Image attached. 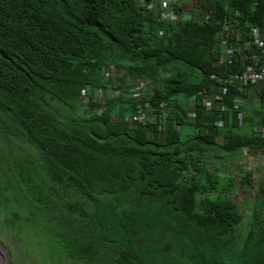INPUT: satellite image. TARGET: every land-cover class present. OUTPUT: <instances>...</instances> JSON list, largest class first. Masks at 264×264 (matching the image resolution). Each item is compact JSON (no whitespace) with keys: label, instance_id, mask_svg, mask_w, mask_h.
I'll list each match as a JSON object with an SVG mask.
<instances>
[{"label":"trees","instance_id":"1","mask_svg":"<svg viewBox=\"0 0 264 264\" xmlns=\"http://www.w3.org/2000/svg\"><path fill=\"white\" fill-rule=\"evenodd\" d=\"M182 1L208 18L162 21L137 0H0V233L31 250L25 262L264 264V184L248 206L231 167L243 147L264 153V86L226 81L215 98L210 79L240 69L252 30L264 35V0ZM234 9L243 46L216 63ZM110 63L125 78L119 97L87 116L77 96L104 84ZM140 78V98L165 101L169 118L128 120Z\"/></svg>","mask_w":264,"mask_h":264},{"label":"clouds","instance_id":"2","mask_svg":"<svg viewBox=\"0 0 264 264\" xmlns=\"http://www.w3.org/2000/svg\"><path fill=\"white\" fill-rule=\"evenodd\" d=\"M148 0H137L140 6H147L148 11L150 10V7H155L157 9V12L154 13L158 15L159 19L162 21H172V22H197V23H202L205 19L208 18V14L210 12L206 11L205 9H198L195 4L190 3V1H182V5L179 7L175 6L174 0H156L152 4V2H147ZM227 7L232 4V0H225ZM255 4H250V9L255 10ZM152 12V11H151ZM234 14V20L233 24L228 23V22H223L221 29L218 33L220 36L221 40L217 43L216 48L218 49V54L216 53V63H221L225 62L226 64H232L233 63V56L236 54L237 51H240L242 49L243 44L241 43V38L242 35L240 30H236V23H237V18L242 15L241 11L239 9H234L233 10ZM202 16L204 18H202ZM234 31V34L232 32ZM236 31V32H235ZM252 32H255L258 34L256 36L255 40L253 42H247L245 43V47L249 48V56L245 55L240 58V69L234 70L230 73L228 77L223 78L219 74L216 73H211L210 74V79L215 82V91L213 94H216L218 92V95H215L216 97H223V95L226 92V87L224 82L231 81V75L235 71H241L246 65H251L253 62L251 61V56L253 52L257 50V42L260 40L264 41V35L260 31H255L252 30ZM160 35H162L160 33ZM235 35V38L231 40L230 45L227 44L228 39L230 36ZM234 43H237V47L234 49V53L231 55V62H228V58L226 57L225 53V47L226 46H231ZM246 59H249L250 63H246ZM103 78L105 79L104 84L102 85H95L93 87H85L82 88L80 93L77 96V102L81 104L82 109L84 112L87 113V116H94V115H99L103 113V110L106 109L105 104L107 101H111L112 99H116L119 97L118 95L120 94V91L117 89V83L120 82V80H125V78L122 77L121 74L118 73L117 68L114 66L113 63H110L104 68L103 72ZM220 78V79H218ZM238 83V82H234ZM258 83V88L264 86V80H259L256 83ZM133 86L128 89L130 91L131 96L136 100L135 104L132 105V113L128 116V120L131 123H140V124H149L155 122L157 119L164 120L166 118H169L170 115H172V110L171 108L167 107V104L165 101H161L157 105H152L150 102L146 99L140 98L141 96L148 97V91H147V82H144L141 78L137 79L136 81L134 80ZM240 84V83H238ZM251 83H248L247 85H250ZM242 85V84H241ZM243 85V86H247ZM225 87V91H222V88ZM257 88V87H256ZM253 89L252 92H258L259 89ZM252 95V94H251ZM140 98V99H139ZM210 98V93L207 94L203 98V102L205 103L206 106H211L212 102L209 100ZM195 101V96L191 95L188 98V103L192 104ZM237 104H242L240 99H236ZM216 109L222 110L223 107L221 104H215L214 105ZM140 113H144L146 117L142 120H138L135 118ZM191 116H194L195 114L192 112L190 114ZM237 116V121L238 124H242V119L244 117V112L241 111L240 109L237 110L236 112ZM113 117H116L113 115ZM217 124L220 126L223 124L221 120L217 121ZM254 130H258V128L255 126ZM250 151V148L243 147V152L244 154H248ZM250 163L252 166H254L253 163ZM239 178V177H238ZM237 178V179H238ZM255 182V178H254ZM264 184V183H263ZM4 232L1 230V233ZM10 264H13L11 262Z\"/></svg>","mask_w":264,"mask_h":264},{"label":"crops","instance_id":"3","mask_svg":"<svg viewBox=\"0 0 264 264\" xmlns=\"http://www.w3.org/2000/svg\"><path fill=\"white\" fill-rule=\"evenodd\" d=\"M150 10L154 13L157 12V9L155 7H150ZM251 96L248 100L246 99V103H248V105L250 107H253L254 104L256 103V99L255 97L257 96L258 92H251ZM252 100H254L252 102ZM239 156L237 157V159L235 160V164L232 165L231 167L233 168L234 172H235V176L236 173H238L240 175H246L248 172H253V180L247 182L246 184H242L240 183V178L241 176L236 179V181H238L239 185H238V190H237V195L240 192L244 191V196H246V191H250V197L253 200V197L256 196L258 197V195H260L259 192V186L261 183H264V153L263 152H256L255 151H249L248 154H244L243 152V148L241 151L237 152V155ZM251 162L254 164V166H252L250 163ZM254 178H255V182H254ZM242 199H243V197ZM237 198V197H236ZM248 198V197H246ZM259 201V199H257ZM248 210V209H247Z\"/></svg>","mask_w":264,"mask_h":264},{"label":"built area","instance_id":"4","mask_svg":"<svg viewBox=\"0 0 264 264\" xmlns=\"http://www.w3.org/2000/svg\"><path fill=\"white\" fill-rule=\"evenodd\" d=\"M256 44L257 50L253 52L251 56V61L253 64L246 65L241 71H235L231 75V81L238 82L242 85H247L248 83L253 84L259 80H264V41L260 40ZM236 47L237 43L225 47V53L226 57L228 58V62L232 61L231 55L234 53V49ZM222 91H225V87L222 88ZM145 117L146 115L144 113H140L135 116V118L138 120H142Z\"/></svg>","mask_w":264,"mask_h":264},{"label":"rangeland","instance_id":"5","mask_svg":"<svg viewBox=\"0 0 264 264\" xmlns=\"http://www.w3.org/2000/svg\"><path fill=\"white\" fill-rule=\"evenodd\" d=\"M250 128L248 125H246L245 129H243L242 131H248ZM239 177V175H237V177H235V179H237ZM242 196H244V191L238 193V195H236L238 200H242ZM259 199V198H258ZM250 200L248 203V206H251L253 204L252 199ZM13 235H5V232L0 233V264H10L11 262H15V264H42L41 262L37 261L36 263H32L31 259L26 260V262L23 260L24 256H26L31 250L26 249V252L22 249L21 246H23V243L21 241H17V243H13L10 242L13 239ZM16 248L19 250L20 252V256L18 255V253L16 254ZM26 253V254H25ZM19 262V263H18Z\"/></svg>","mask_w":264,"mask_h":264}]
</instances>
